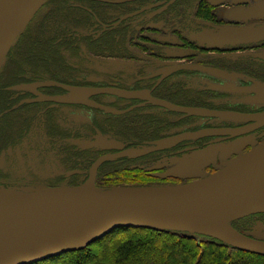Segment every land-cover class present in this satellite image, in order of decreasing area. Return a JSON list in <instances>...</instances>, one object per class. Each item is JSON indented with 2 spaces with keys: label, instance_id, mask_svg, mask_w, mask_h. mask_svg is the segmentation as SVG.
Masks as SVG:
<instances>
[{
  "label": "flooded vegetation",
  "instance_id": "obj_1",
  "mask_svg": "<svg viewBox=\"0 0 264 264\" xmlns=\"http://www.w3.org/2000/svg\"><path fill=\"white\" fill-rule=\"evenodd\" d=\"M92 1L96 3L62 0L60 7L77 14L73 17L64 12L49 18L42 35L37 26L53 6L43 5L25 30L27 35L23 33L22 42L8 52L0 73V83L6 82L10 95L8 108H0V160L25 145L41 162H49L52 155L66 169L54 176L51 186L61 181L79 185L90 176L100 186H107L118 180L156 181L158 174L166 172L159 160L189 158L185 156L208 144L250 135L257 142L264 138V125L231 137L217 131L253 122L189 114L156 102L224 112L264 111V104L243 100L253 93L237 90L264 80V36L214 46L200 45L192 38L208 30L220 31L223 26L264 29V0ZM99 2L107 5L97 6ZM243 7V14L250 13L247 19L229 11ZM144 31H163L171 40L154 38ZM66 37L71 43H63ZM37 45L42 48L33 51ZM137 52H143L146 59ZM23 56L27 63L11 74ZM109 59L139 65L135 70H101L97 63ZM50 62L53 65L48 66ZM175 65L182 67L167 70ZM73 88H80L84 97L64 100ZM7 120L11 129L2 128ZM196 132L202 134L191 135ZM103 136L107 137L103 142H109L104 147L101 140L98 145ZM167 140L170 144L159 150L140 156L121 155L131 148L145 150ZM107 155L112 157L95 169L96 162ZM234 223L241 231H252L255 226L264 231V212Z\"/></svg>",
  "mask_w": 264,
  "mask_h": 264
},
{
  "label": "water",
  "instance_id": "obj_2",
  "mask_svg": "<svg viewBox=\"0 0 264 264\" xmlns=\"http://www.w3.org/2000/svg\"><path fill=\"white\" fill-rule=\"evenodd\" d=\"M46 1L0 0V68L18 36ZM220 33H225L229 41H246L264 36V29L232 28ZM181 67L175 65L167 70ZM237 90L253 93L244 101L264 104V81ZM156 102L189 114L253 122L250 126L217 131L231 137L264 125V111L224 112L184 107L165 100ZM169 144L170 140L159 141L136 156ZM132 152L128 150L121 155L133 156ZM199 153L196 150L185 157ZM111 157H101L95 169ZM92 181L75 187L0 188V264H32L80 250L120 227L196 232L264 255V239L241 232L231 224L236 219L264 212V139L214 172L187 182L115 187L103 193H89ZM7 192L19 197L6 196Z\"/></svg>",
  "mask_w": 264,
  "mask_h": 264
},
{
  "label": "trees",
  "instance_id": "obj_3",
  "mask_svg": "<svg viewBox=\"0 0 264 264\" xmlns=\"http://www.w3.org/2000/svg\"><path fill=\"white\" fill-rule=\"evenodd\" d=\"M89 2L93 3L94 1L89 0ZM44 5L53 6L37 26V32H41L42 35L44 34L42 29L49 18H51L50 20L55 19L64 12L67 16L73 17L77 14L71 9L60 7L63 5L62 0H47ZM99 5L102 7L107 4L99 2L97 6ZM97 13L101 14L102 11ZM87 14L91 13L87 12ZM29 28V26L26 27L27 30ZM25 30L18 36L16 44L22 42ZM38 41L35 40V42ZM63 43L69 44L71 41L66 37ZM39 48L42 47L37 45L32 50L38 51ZM36 58L38 57L36 56ZM23 63H27L24 56L16 63L11 74L14 72L16 73L13 75L17 74ZM50 65L53 63L50 62L48 66ZM5 83L4 81L0 83V108L3 110L8 108L10 99ZM3 124L2 128L5 126L8 129L12 128L9 120ZM187 180L189 179L180 181ZM232 224L235 226L234 221ZM32 264H264V255L236 248L211 236L191 234L186 231L120 227L83 249L65 252Z\"/></svg>",
  "mask_w": 264,
  "mask_h": 264
},
{
  "label": "rangeland",
  "instance_id": "obj_4",
  "mask_svg": "<svg viewBox=\"0 0 264 264\" xmlns=\"http://www.w3.org/2000/svg\"><path fill=\"white\" fill-rule=\"evenodd\" d=\"M44 3L42 4V6ZM241 5V4H239ZM238 5V6H239ZM41 6V7H42ZM40 7V8H41ZM240 11L238 12L237 9H231L229 11H233L232 14H235L236 16H239L243 19H247L250 16V13H244L242 12V9L246 8H239ZM32 20V19H31ZM30 20V21H31ZM154 23V22H153ZM237 28L234 26H223L221 27V32H224L228 29ZM151 34H149V33ZM144 34L151 35L154 38L159 39H168L171 40V38L167 37L169 34L165 33L163 34V31H160L159 33H155L153 31H144ZM226 33V32H225ZM221 35L220 31H214V30H208L205 32H202L200 34H194L192 38L197 41L200 45L206 44L208 46L218 43L223 44H235L238 43L237 41H229L226 34ZM167 34V35H166ZM174 37V36H173ZM175 38V37H174ZM222 38V40H221ZM177 41H179V38H175ZM153 45V44H151ZM154 46V45H153ZM259 54V53H258ZM137 55H139L142 59H146L145 54L143 52H137ZM259 56H261L259 54ZM97 65H100V69L107 71H118L121 69H130L135 70L136 66L139 64H135L133 61L129 60H114L109 59L108 61H99ZM5 64H2L0 68V73L2 72L3 66ZM39 85H43L42 82H39ZM84 89V88H82ZM74 90V91H73ZM78 89H72L70 97H64L68 101H76V98L82 99L84 97V94H80ZM60 100V99H57ZM46 120V117H45ZM102 137V136H101ZM99 137L98 145L100 146V140L102 143H104L103 147L105 145H109V142L105 141L104 139L107 137L103 136V138ZM114 143L115 140H110ZM257 140L253 137V135L250 136H243L241 138H237L235 140L230 141H224V142H217L214 144H208L205 148H202L200 150V153L194 157L190 158H184L179 156H172L169 158H164L158 161L163 165V167L166 168V172L162 174H158V177L156 181L152 182H141V183H131L126 180H118L113 182L112 184L100 186L97 181H92V186L89 188V193H103L107 190H110L115 187H130V186H147V185H155V184H170L172 182L185 180V178H191V177H203L206 176L207 173L211 169H216L219 166L226 165L227 163H230V161L238 157L239 155L245 153L248 151L247 146H253L254 143H256ZM252 143V144H251ZM131 151H133L132 155L136 156L137 154L143 152V148H131ZM49 162H41L40 157L36 156V154L31 153L30 149L26 147L25 145L23 147L19 146L17 149L12 150L11 153L6 158H2L0 160V188L2 187H11L15 190L17 189H23V188H60V187H75V186H82L86 183H90V178L85 181L82 184L79 185H67V183L59 182L57 186H51V181H53L54 176L56 175H62L66 172V169L60 165V162H56L53 159V156H49ZM104 170V169H103ZM105 171V170H104ZM120 176H129L133 173H116ZM185 178H180V177ZM167 178V180H165ZM146 181V180H142ZM181 182V181H180ZM182 183V182H181ZM247 233H251L254 237L264 239V231L254 228L252 231H245ZM191 234H199L196 232H188ZM207 236V235H206Z\"/></svg>",
  "mask_w": 264,
  "mask_h": 264
},
{
  "label": "bare ground",
  "instance_id": "obj_5",
  "mask_svg": "<svg viewBox=\"0 0 264 264\" xmlns=\"http://www.w3.org/2000/svg\"><path fill=\"white\" fill-rule=\"evenodd\" d=\"M5 195V194H4ZM6 196H12V197H19V195L15 194L14 192H7Z\"/></svg>",
  "mask_w": 264,
  "mask_h": 264
}]
</instances>
